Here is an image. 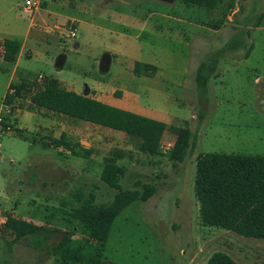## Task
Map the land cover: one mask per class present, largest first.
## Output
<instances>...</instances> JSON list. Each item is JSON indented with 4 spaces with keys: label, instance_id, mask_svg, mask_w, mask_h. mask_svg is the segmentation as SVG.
Here are the masks:
<instances>
[{
    "label": "rangeland",
    "instance_id": "obj_1",
    "mask_svg": "<svg viewBox=\"0 0 264 264\" xmlns=\"http://www.w3.org/2000/svg\"><path fill=\"white\" fill-rule=\"evenodd\" d=\"M24 1L0 0V41L22 46L16 64L0 60V113L7 126L0 129V227L12 214L55 231L36 248L28 236L8 246L0 228V264H62L53 247L66 234L68 247L81 256L78 264H205L218 251L239 264H264V239L202 226L194 195L199 153L264 156V16L258 20L264 0H236L216 29L211 24L222 9L209 12L177 0H46L48 6L32 0L31 13ZM70 23L75 38L67 36ZM237 33L239 45L221 55L200 95L198 64ZM135 62L154 65V73L134 74ZM44 77L163 121L159 153L144 151L140 138L32 106L30 95ZM22 81L23 95L6 114L4 96ZM183 125L191 143L184 160L173 163L169 152ZM62 133L69 146L91 150L89 157L49 146ZM113 148L126 153L118 162L126 170L122 187L141 190L148 183L156 190L124 208L102 244L81 233L68 212L78 191L93 193L95 203L111 201L115 190L99 174Z\"/></svg>",
    "mask_w": 264,
    "mask_h": 264
},
{
    "label": "trees",
    "instance_id": "obj_2",
    "mask_svg": "<svg viewBox=\"0 0 264 264\" xmlns=\"http://www.w3.org/2000/svg\"><path fill=\"white\" fill-rule=\"evenodd\" d=\"M186 6L203 8L209 12L222 9V17L211 24L216 29L226 16L233 10L236 0H177ZM264 16V11L258 20ZM198 21V20H197ZM258 25V24H256ZM241 36L235 34L221 48L207 55L195 70L194 82L200 95L207 93L209 79L216 74L221 55L236 48ZM238 39V40H237ZM245 47V46H244ZM20 49L16 40L3 38L0 41V58L8 63L15 62ZM155 66L135 62L133 72L136 75H150ZM41 87L30 95L31 105L52 111L61 115L74 117L96 125L121 131L127 135L143 140L145 150L151 155H157L158 145L163 137L166 124L129 110L109 105L92 95L75 92L62 85L53 77H44ZM37 83V82H35ZM14 93L8 91L4 96V104L15 109L14 98L22 97L25 82L11 84ZM119 94L118 91L113 93ZM13 108V109H12ZM5 119V118H4ZM6 124L1 123V130L6 131ZM192 132L187 125L179 127L169 159L182 162L186 157L191 143ZM69 147L73 155L89 157L91 150L69 146L66 136L49 142L51 147ZM125 151L113 148L102 161L99 174L100 180L115 193L108 203H95L93 193L85 196L78 191L72 199L69 217L79 223V231L90 240L104 243L109 235L114 218L135 200L146 201L155 193L154 184H143L141 190L125 188L120 185V179L125 174V167L119 160L125 157ZM194 195L199 205V219L202 226L232 231L246 238L264 239V156L243 155L235 153L207 152L199 153L195 161ZM1 235L8 246L28 236L30 245L41 248L50 238L52 231L46 225L35 224L22 217L8 214L2 225ZM66 234L54 251H61L62 264L81 262L78 251L68 247L70 237ZM205 264H239L228 254L218 251L213 253Z\"/></svg>",
    "mask_w": 264,
    "mask_h": 264
},
{
    "label": "built area",
    "instance_id": "obj_3",
    "mask_svg": "<svg viewBox=\"0 0 264 264\" xmlns=\"http://www.w3.org/2000/svg\"><path fill=\"white\" fill-rule=\"evenodd\" d=\"M36 5H37V2H34L32 0H25L24 1V8H25V11L31 13L35 8H36ZM66 33H67V36L69 38H75L76 37V27L75 25H73L72 23H70L69 25H67V28H66ZM9 93L10 94H13L14 93V88H10L9 89ZM14 100H16V97L14 98ZM15 102V101H14ZM7 107V110H5L6 114L10 112V109H11V106L9 105H6ZM4 120V116L1 115L0 113V129H1V123L3 122Z\"/></svg>",
    "mask_w": 264,
    "mask_h": 264
},
{
    "label": "crops",
    "instance_id": "obj_4",
    "mask_svg": "<svg viewBox=\"0 0 264 264\" xmlns=\"http://www.w3.org/2000/svg\"><path fill=\"white\" fill-rule=\"evenodd\" d=\"M127 1H128V0H127ZM43 3H44V6L47 5L46 0H43ZM47 6H48V5H47ZM72 21H73V22H76L75 19H73ZM45 30L49 31L50 29H49L48 27H46ZM21 49H22V46L20 45V49H19V52H18L17 58H16L15 62H13L14 64H16V62H17V59H18V57H19V55H20V53H21ZM0 60H2V59L0 58ZM2 61H3V60H2ZM105 66H106V63H105ZM105 66H104V61H103L102 64H101V67H102V68H105ZM15 70H16V67L14 66V68L12 69V72H11V74H10V76H9V79H8L7 88H8V86H9V83H10L11 81H14V77H16V76H15ZM19 76H21V75H19ZM12 79H13V80H12ZM6 91H7V89H6ZM6 91H5V93H6ZM51 112H52V111H51ZM52 113H54V112H52Z\"/></svg>",
    "mask_w": 264,
    "mask_h": 264
}]
</instances>
